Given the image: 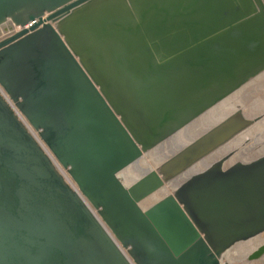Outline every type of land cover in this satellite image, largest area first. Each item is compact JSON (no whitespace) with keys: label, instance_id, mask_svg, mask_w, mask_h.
Wrapping results in <instances>:
<instances>
[{"label":"water","instance_id":"water-1","mask_svg":"<svg viewBox=\"0 0 264 264\" xmlns=\"http://www.w3.org/2000/svg\"><path fill=\"white\" fill-rule=\"evenodd\" d=\"M262 72L264 0H0V86L38 136L0 93V264H230L264 232V153L145 203L258 117L119 174Z\"/></svg>","mask_w":264,"mask_h":264},{"label":"rangeland","instance_id":"rangeland-1","mask_svg":"<svg viewBox=\"0 0 264 264\" xmlns=\"http://www.w3.org/2000/svg\"><path fill=\"white\" fill-rule=\"evenodd\" d=\"M247 88V89H246ZM258 88V89H257ZM239 98L240 101H238V105L234 108L228 109L225 112V115H228L229 113H231L234 109L236 108H240L243 110V112L248 116V117H258V120L255 122V124H253L250 128H248L247 130H245L244 132H242L241 134H239L235 140L238 138V140H243L244 139V143L242 144L243 147L245 148H249L250 150L247 151L246 153L237 156L236 152L238 151L236 146L233 144V141H231L230 143H228L226 146H224L223 148H221L220 150H218V152H220L221 154H225L231 150L235 151L234 155H232L225 163L226 166L230 165L232 162L236 161V159L241 160V161H249L251 159L256 158L259 155H262L264 153V145L263 147L257 142L255 143V137H262L261 139L264 141V72L260 73L259 75H257L256 77H254L252 80H250L248 83H246L244 86H242L240 89H238L237 91H235L233 94H231L229 97H227L224 101L231 99V98ZM221 103H219L218 105H220ZM217 106V105H216ZM215 106V107H216ZM263 113V115H262ZM223 116V117H224ZM222 119V118H221ZM219 121V120H218ZM216 123V122H214ZM213 123V124H214ZM211 124V125H213ZM210 125V126H211ZM210 126H207L208 128ZM207 127L203 129H201L199 132H197L193 138H191V140H193L196 136H198L199 134H201L203 131H205L207 129ZM262 130V131H261ZM257 135H256V134ZM261 133V134H260ZM251 134V135H249ZM252 137V138H251ZM249 138V139H248ZM248 139V140H247ZM190 140V141H191ZM188 141V142H190ZM187 142V143H188ZM185 145V144H184ZM251 145V147H250ZM255 145V146H254ZM253 150V151H252ZM175 151V150H174ZM173 151V152H174ZM152 151H149L147 153H145L144 155L147 156L148 154H150ZM216 151L215 154H211L206 158H209V162L208 165L216 160L219 156L220 153H218ZM250 152V153H249ZM171 153H167V156H169ZM144 155L142 157H144ZM141 157V158H142ZM166 157V156H165ZM240 157L242 159H240ZM145 158V157H144ZM147 158V157H146ZM205 158V159H206ZM148 159V158H147ZM162 161V160H161ZM161 161H159L158 163H160ZM152 160L148 159V164L149 166H151V169L155 168V163ZM151 164V165H150ZM158 165V164H157ZM205 166H201L200 168H198L197 170H202L206 167ZM141 176V175H140ZM139 176V177H140ZM185 178V177H184ZM184 178L182 177H178L176 180L172 181L171 183L166 184L161 190H159V193H162L158 198H160L162 195L164 194H168L172 191V189L174 188L175 184L180 183V181H182ZM121 180V179H120ZM122 181V180H121ZM133 182V181H132ZM124 183V182H123ZM131 183V182H129ZM129 183H125V184H129ZM175 183V184H174ZM173 185V186H172ZM152 196V195H151ZM150 196V197H151ZM148 197L146 199V202L149 200ZM155 201V200H154ZM152 201V202H154ZM151 202V203H152ZM151 203H147L146 205H149ZM260 236V237H259ZM257 238H264V232L261 233L260 235H258L257 237L253 238L252 240H248L246 242H241L238 243L236 246H234L231 250H234L235 248H246L247 245H249V243ZM264 241V240H263ZM243 249V248H242ZM251 251V250H250ZM249 251V252H250ZM248 253H246L247 255ZM246 255H244V259H239L237 261H232L231 263L226 260L227 256L224 257V261L229 262L230 264H264V256L260 259L257 260H252V261H248L246 259ZM257 261V262H256Z\"/></svg>","mask_w":264,"mask_h":264},{"label":"bare ground","instance_id":"bare-ground-1","mask_svg":"<svg viewBox=\"0 0 264 264\" xmlns=\"http://www.w3.org/2000/svg\"><path fill=\"white\" fill-rule=\"evenodd\" d=\"M238 101H240V99L236 98V97L228 99L226 101L223 100L220 105H217L216 107H213L207 113L203 114L199 119H197L196 121L192 122L190 125H188L184 129L180 130L177 134H175L174 136L169 138L167 141H165L161 145H159L156 148H154L153 150H151L152 152L150 154H148L147 156L144 155L145 158L144 157L139 158L132 165H130L129 167L124 169L119 174V178L124 183H129V182L135 181L140 175H142L143 173H145L146 171L151 169V166H149V164H148V159L152 160L156 164L155 166H157V164H159L158 163L159 161H161L164 158L168 157L167 153H173L174 150L176 151L177 149L182 147L184 144H186L188 141H190L191 138H193V136L197 132H199L201 129L204 130L205 127L210 126L214 122H218V120H221V118H224L225 117L224 116L225 112L228 109L236 107L238 105L237 104ZM262 115H263V113H262ZM207 129H208V127H207ZM263 134H264V132H263ZM249 135H251V134H249ZM235 138L233 139L234 141L233 140L232 141H233V144L236 146V148L238 150L236 152L237 156H240V155H242V154H244V153H246L247 151L250 150L249 148H245V147L242 146V144L244 143L243 142L244 139L243 140H238V138H237L235 140ZM261 138L260 137L259 138L255 137L254 140H255V143L257 142V144L259 143L263 147L264 141ZM244 145H245V143H244ZM250 147H251V145H250ZM215 153L216 152H214L213 154H215ZM218 153H220V152H218ZM221 155H223V154L220 153L218 156L220 157ZM240 159H242V158L240 157ZM236 160H238V159H236ZM208 162H209V158L204 159L203 161L199 162L198 164L193 166L191 169H189V171L184 173L181 177L184 178L188 174H190L192 172H195V171H198L197 170L198 168H200L202 165L203 166L208 165ZM161 194L162 193H159V191L154 193L145 204L151 203L152 201L156 200ZM263 240H264V238H257L255 240L251 241L249 243V245L246 246V248H244V247H242L243 249L242 248H240V249L239 248H235L232 251H227L225 253V256H227L226 260H228L231 263L232 261H237L239 259H242L244 257V255H246V253H248L250 250L255 248L258 244L263 242Z\"/></svg>","mask_w":264,"mask_h":264},{"label":"built area","instance_id":"built-area-1","mask_svg":"<svg viewBox=\"0 0 264 264\" xmlns=\"http://www.w3.org/2000/svg\"><path fill=\"white\" fill-rule=\"evenodd\" d=\"M0 93L1 95L6 99V101L10 104V106L12 107V109L14 110V112L16 113V115L18 116V118L27 126V128H29V130L32 132L33 136L38 140V136L35 133V131H33L31 129V127L28 125L27 121L25 120V118L23 117V115L17 110V108L15 107V105L13 104V102L9 99L8 95L5 93V91L1 88L0 86ZM40 143V145L47 151V149L44 147L43 143L41 141H38ZM48 152V151H47ZM49 153V152H48ZM50 154V153H49ZM51 156V159L53 160V162L55 163L57 169L59 170V172L64 176L65 180L72 186L75 187V184L72 182V180L70 179V177L68 176V174L66 173L65 169L62 168Z\"/></svg>","mask_w":264,"mask_h":264}]
</instances>
